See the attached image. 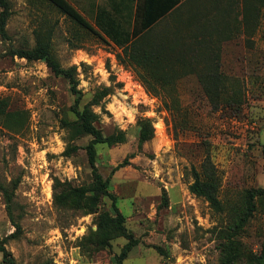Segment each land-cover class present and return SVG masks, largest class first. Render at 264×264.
I'll return each instance as SVG.
<instances>
[{"label":"rangeland","instance_id":"1","mask_svg":"<svg viewBox=\"0 0 264 264\" xmlns=\"http://www.w3.org/2000/svg\"><path fill=\"white\" fill-rule=\"evenodd\" d=\"M69 1L93 20L87 0ZM11 2L9 37L0 32V102L12 116L0 125V183L10 190L17 183L12 209L20 229L0 190V242L15 233L6 246L16 264H116L128 242L124 236L105 246L94 242L99 214H113L108 196L93 213L56 204L55 195L68 187L92 185L84 149L92 137H70L65 121L76 118V95L68 79L53 74L44 60L10 55L13 48H33L38 33L51 36L64 67H77L81 106L91 105L96 127L125 136L114 145L99 144L96 157L138 239L123 264H221L228 215L215 213L189 185L192 167L210 156L225 203L241 205L247 189L264 187V0H182L148 40L194 52L189 66L167 64L166 72L179 74L171 84L151 77L48 1ZM212 63L221 78L217 106L199 78ZM147 123L152 137L141 142ZM70 146L77 147L71 154ZM240 237L237 264H256L264 254V204Z\"/></svg>","mask_w":264,"mask_h":264},{"label":"trees","instance_id":"2","mask_svg":"<svg viewBox=\"0 0 264 264\" xmlns=\"http://www.w3.org/2000/svg\"><path fill=\"white\" fill-rule=\"evenodd\" d=\"M46 1L60 13L75 21L82 29L93 33L104 42L114 44L122 49L124 55L131 63L143 68L151 77L162 83L171 84L179 75L177 74V69H172V73L166 72L167 64H178L180 68H184L189 66L191 61H193L192 54L194 52L190 50L191 53L188 54L189 50L187 48L184 49L183 44L176 43L173 45V42L169 40L148 41L154 27L161 20L170 16L178 8L182 0H137L135 8L132 4L134 0H128L122 17L118 15L113 16L111 12L107 14L101 11L99 16L95 18V23L89 20L69 0ZM0 8V32L4 37L8 38L7 24L12 14L11 0H0ZM36 41V45L33 48H13L10 51V55L25 58L29 61L44 60L53 74L68 79L71 84V90L76 95L75 102L71 108L76 118L73 121H65L66 126L70 130V137L73 140L81 135H90L92 137L84 147L92 168V185L88 187H68L62 195H55L56 204L64 207L70 206L82 209L87 213H93L98 211L101 198L108 196L112 200L113 214L101 212L97 220V230L92 231L91 235L95 238L94 242L100 244V246L107 245L113 238L126 237L128 242L123 247L116 261V264H123L129 253L138 244V239L127 228L125 224L126 217L117 206V196L110 190V179L109 177L105 179L99 172L96 157L98 153L97 146L99 144L114 145L124 141L125 136L124 134L105 135L96 127L95 121L97 114L91 105L85 104L81 106L82 92L78 88L79 79L76 74L77 67H64L61 64L54 52L50 35L45 36L38 33ZM198 51L197 49L196 53L199 55ZM195 69L197 68L195 67ZM217 70L218 66L212 63L206 67V70L199 73L204 91L210 97V102L213 106L219 104L220 97L221 78ZM10 115L6 110L4 100H2L0 102L1 126L6 124V121L12 117ZM15 120L17 121L16 118ZM151 137L152 128L147 123L142 126L140 141H146ZM76 149V146H70L66 152L71 154ZM262 153L264 158V147ZM124 165L125 162L119 163L114 167L112 173ZM192 175L194 180L189 185L191 193L204 198L218 215H228V222L221 236V264H237L242 257L240 236L254 217L259 208V204H264V187L247 189L241 205L228 204L220 197L221 179L210 156H207L202 161L199 168L192 167ZM16 184L10 190L0 183V190L6 196L8 211L18 230L20 229V225L13 217L12 209ZM13 236H15V233L0 242V254H2V262L4 264H16L13 253L6 246L7 240ZM256 264H264V254L256 260Z\"/></svg>","mask_w":264,"mask_h":264},{"label":"crops","instance_id":"3","mask_svg":"<svg viewBox=\"0 0 264 264\" xmlns=\"http://www.w3.org/2000/svg\"><path fill=\"white\" fill-rule=\"evenodd\" d=\"M87 3H88V12L91 14V16L93 14V20L91 21L95 23V18L99 16V13L101 11L107 14L108 12H111L113 16L118 15L119 17H122L126 9L125 5L128 3V0H87ZM132 4L134 5L135 8L137 4V0H134Z\"/></svg>","mask_w":264,"mask_h":264}]
</instances>
